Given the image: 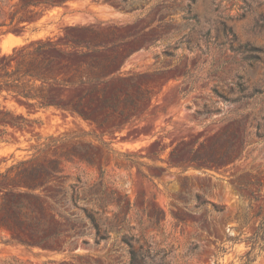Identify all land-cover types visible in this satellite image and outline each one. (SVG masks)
<instances>
[{
    "label": "rangeland",
    "instance_id": "rangeland-1",
    "mask_svg": "<svg viewBox=\"0 0 264 264\" xmlns=\"http://www.w3.org/2000/svg\"><path fill=\"white\" fill-rule=\"evenodd\" d=\"M32 2L0 0V35L14 41L0 40V61L10 56L9 70L31 60L71 80L74 69L113 58L96 87L107 94L140 87L148 98L139 115L120 124L117 114L83 120L0 89V173L20 161H59L62 177L36 193L87 228L81 237L64 233L53 248L0 230V264H128L130 237L148 247L147 264H238L258 223L251 218L240 229L238 212L250 205V215H264V0ZM28 26L38 34L11 49ZM126 77L132 80L122 87ZM43 85L49 98L64 103L93 87L77 80ZM225 140L240 152L230 163L189 161L192 149L204 153ZM79 178L105 188V205H92L101 230L113 228L99 244L70 203V185L81 191ZM6 188L16 191L8 181ZM252 264H264V252Z\"/></svg>",
    "mask_w": 264,
    "mask_h": 264
},
{
    "label": "trees",
    "instance_id": "trees-1",
    "mask_svg": "<svg viewBox=\"0 0 264 264\" xmlns=\"http://www.w3.org/2000/svg\"><path fill=\"white\" fill-rule=\"evenodd\" d=\"M22 2L24 5H33L32 0H22ZM193 2L194 0H190V3ZM40 47L41 49L44 48L43 46ZM240 48L241 46L238 47V50ZM85 49L90 50L88 46H85ZM91 52L95 53L96 50ZM42 64L43 67L37 66L31 60L26 64L20 61L16 63L14 69L9 70L11 68V57H3L2 61H0V89L12 92L24 100L34 102L38 105V108L54 107L67 109L83 120H91L92 116L98 118L99 113L103 112L106 115L117 114L120 118V124L128 123L133 117L139 115L141 113L139 110H142L144 102L148 98V90H142L140 87H137L134 94L129 93L127 90L123 92L120 88H114L107 94L106 88L98 89L96 87L102 73L115 65L113 58L96 64L87 63L83 69H74L71 80L69 78H59V74L55 72L54 67H47L46 63ZM42 69L45 70L42 71ZM23 79L26 81H22ZM35 80L40 81L42 85L35 87ZM74 80H77L79 84L93 83V87L89 90L81 91L65 103L53 100L45 94L47 88L43 84L54 82L67 85L68 83L73 84ZM130 80H132L131 77H126L125 80L120 82L121 86L129 87L127 82ZM213 91L222 100H229L228 97L216 89ZM244 91V88L239 90L240 93H244ZM93 93H96V97L93 96ZM243 97H245V94H243ZM242 98L237 97L231 101L237 102ZM103 122L101 121L100 125ZM232 143L225 140L218 147L215 143H210V147L204 153L192 149L189 161L199 166L211 165V167L228 164L240 155V152L234 149ZM75 150L73 149L72 153H76ZM200 150H203L202 144L200 145ZM171 155L175 157L174 151H172ZM82 160L93 164L89 158H82ZM59 165L60 162L57 160H51L45 164L26 160L18 162L5 173H0V230L10 232L13 239L24 243L50 248L60 246L58 245V239L64 233L71 235L72 238L74 235L81 237L85 234L86 225L82 224L80 229L76 226L82 222L76 214L55 213L53 208L40 200V194L36 193L45 190L55 178L60 179L62 177L63 170ZM7 181L12 184L13 189H16V191L6 188ZM77 183L82 185L80 192L77 184L70 185L72 190V195L70 196L71 206L84 215L86 224L94 230L95 243L99 244L107 239L108 229L113 228V226H105L104 230H101L97 217L99 212L92 205L95 203L99 208L105 205V188L102 182L99 185L87 186L86 183L82 184L80 178L77 179ZM86 186L87 188L84 189ZM76 191L77 194H75ZM53 198H56V196H53ZM81 201L83 203L89 201L90 204H83ZM121 202L122 200L116 203L118 209L121 208ZM250 208L251 206L248 205L237 214V219L241 225L240 229L246 228L251 218L258 219V223L254 226L253 234L246 239L249 242V249L244 255L239 257L238 264H252L264 252V215L261 216L260 212L250 215L248 212ZM128 211L129 204L126 207V212ZM124 220L126 219L124 218ZM132 241V237L124 240L128 246V264H147V257L150 255L148 247L145 248L143 244L135 240L134 243L138 245L135 249Z\"/></svg>",
    "mask_w": 264,
    "mask_h": 264
},
{
    "label": "crops",
    "instance_id": "crops-1",
    "mask_svg": "<svg viewBox=\"0 0 264 264\" xmlns=\"http://www.w3.org/2000/svg\"><path fill=\"white\" fill-rule=\"evenodd\" d=\"M37 30V29H36ZM34 29V26H28L25 29V32L23 33V36L18 37V43L15 46H12L11 49L17 48L19 47V45L25 44L28 41H30L33 37V34H38V32ZM0 40L1 41H6L7 43H12L14 41H12L11 39L7 38V35H0Z\"/></svg>",
    "mask_w": 264,
    "mask_h": 264
}]
</instances>
